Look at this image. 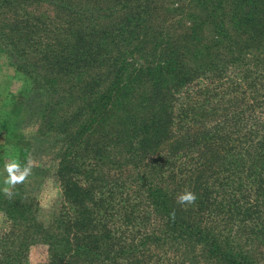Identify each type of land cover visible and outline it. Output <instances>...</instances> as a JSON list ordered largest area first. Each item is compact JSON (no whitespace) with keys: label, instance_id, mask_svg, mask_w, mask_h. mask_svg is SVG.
I'll list each match as a JSON object with an SVG mask.
<instances>
[{"label":"trees","instance_id":"obj_1","mask_svg":"<svg viewBox=\"0 0 264 264\" xmlns=\"http://www.w3.org/2000/svg\"><path fill=\"white\" fill-rule=\"evenodd\" d=\"M0 52L59 144H16L0 264H264V0H0Z\"/></svg>","mask_w":264,"mask_h":264},{"label":"rangeland","instance_id":"obj_2","mask_svg":"<svg viewBox=\"0 0 264 264\" xmlns=\"http://www.w3.org/2000/svg\"><path fill=\"white\" fill-rule=\"evenodd\" d=\"M24 88L31 89L32 86H25L22 78L15 72L14 67L10 64L7 57L0 52V191L3 193L7 189H10L13 184L7 183L6 181L9 178V172L6 168V165L17 164L18 163V154L16 144L29 143L32 149V157L30 158V165H45L47 164L49 158L53 155L59 144L57 140L53 138L52 135L44 139H37L35 137V132L37 128V117L38 112L35 110L30 112L29 116H19L13 115L11 118L12 112L14 111L12 103L19 100V97L22 96V91ZM31 97H35L33 92L30 93ZM28 96V103L32 104V98ZM34 107V105H33ZM32 107V108H33ZM28 106L26 105V109ZM18 117V125L15 127V132L12 133V136L7 135V127L3 126L4 121L11 122ZM15 126V125H14ZM53 148V150H52ZM14 154H16L14 156ZM30 168V174L27 176H33L34 170ZM23 170L16 172L15 175H20ZM42 178L50 177V173L43 174L41 173ZM40 180L39 177H32L31 187L35 194H40L42 196V213L43 217L48 216L51 211L56 206L58 199L57 196V186L53 183H43L41 189L39 190L36 183ZM44 180V179H43ZM42 180V181H43ZM53 208V209H52ZM5 222L3 217L0 215V231L5 228ZM30 262L32 264H43L46 256L45 249L42 246L34 247L30 250Z\"/></svg>","mask_w":264,"mask_h":264},{"label":"clouds","instance_id":"obj_3","mask_svg":"<svg viewBox=\"0 0 264 264\" xmlns=\"http://www.w3.org/2000/svg\"><path fill=\"white\" fill-rule=\"evenodd\" d=\"M6 168L9 172V178L6 181L7 183L15 184L17 182H23L24 179H26L27 175L30 174L31 169L30 168H24L23 171L19 176L14 174V170L19 169L18 164H10L6 165ZM196 196L191 191H184L177 196V203L179 204H192L195 202ZM174 214V213H173Z\"/></svg>","mask_w":264,"mask_h":264}]
</instances>
